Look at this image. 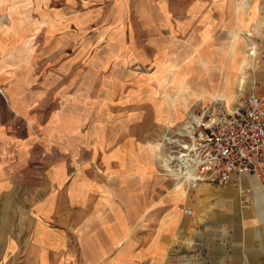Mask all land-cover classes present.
<instances>
[{
    "label": "rangeland",
    "instance_id": "rangeland-1",
    "mask_svg": "<svg viewBox=\"0 0 264 264\" xmlns=\"http://www.w3.org/2000/svg\"><path fill=\"white\" fill-rule=\"evenodd\" d=\"M263 63L264 0H7L0 93L18 99L26 92L27 103L38 101V123L18 117L9 128L34 136L41 154L0 198V264L234 263L227 230L264 227V208L246 183L181 182L178 190L165 163L190 138L183 128L191 116L210 108L213 97L235 102L256 92ZM211 84L220 87L210 91ZM52 169L64 178L57 192ZM72 181H89L105 203L99 206L94 192L69 200ZM174 188L188 198L173 202ZM50 195L57 212L40 218L34 199ZM177 212L154 258V234Z\"/></svg>",
    "mask_w": 264,
    "mask_h": 264
},
{
    "label": "crops",
    "instance_id": "crops-1",
    "mask_svg": "<svg viewBox=\"0 0 264 264\" xmlns=\"http://www.w3.org/2000/svg\"><path fill=\"white\" fill-rule=\"evenodd\" d=\"M6 2L7 0H0V11L3 10L4 7L6 6ZM14 26H15V23L12 24V28ZM7 33L6 35L8 36L9 34ZM232 43H233V39L231 40L230 44L232 45ZM230 57H231V61L226 62L225 64L226 66V69L224 72L225 74L229 73L228 67L230 65L232 66L233 53L230 55ZM156 58L159 59L161 57L157 56ZM202 65L207 67L208 61L204 59L202 61ZM222 66L224 65L222 64ZM177 74L178 73H176V71L171 72L172 82L173 81L175 82V80L178 79ZM4 80H5V76L4 75L0 76V90H2V84ZM257 81H258V84L255 87L256 92L254 93H256L259 96H264V63L258 68ZM225 85L224 83L223 85L220 84L221 87H224V89H226ZM181 86L182 84H180V87ZM220 86L211 84L210 91L217 90L218 89L217 87H220ZM2 95L6 96V100L4 99ZM28 97L29 96H27L26 92L24 93L23 96H21L18 99H15V97L11 96V94L9 98L7 97V95H5V93L3 94L0 93V123L4 124V126L0 125V198L4 196H10V192L12 188L19 186V184L22 183V179L26 177L27 174H24V173L27 170V166L31 165V161L35 160V156L41 154V148L36 149L35 147H33L35 145H31V143L35 141V140H32L34 139V136L24 135V132L15 134L12 132V129L9 128V124L13 122L15 119H17L18 117L28 116L34 122V124L38 123V120H37V117H39L38 114L35 111L32 112V109H34L38 101L36 99H33V101L27 103ZM176 103L177 101H173L172 107L177 106ZM170 114H171V110L165 117V120H167L168 123L171 117ZM48 129H49V134L47 133L46 137L50 138L52 137L51 131L53 130V128L51 126H48ZM14 130L15 129L13 128V131ZM27 139L29 140L26 141ZM26 143L29 144L30 146L29 145L26 146ZM152 147H155V146L152 145ZM49 174H50L49 177L52 180L51 185H53V187L55 188L54 192H57L58 190L57 182L64 181L63 174L60 177H58V174L56 173L55 169H52ZM256 178H258L257 184H256ZM58 179H60V181ZM65 183L67 184V179L65 180ZM241 183H242L241 186H243L245 183L248 185V188H249L248 193L254 194L256 202L260 205L261 209L264 208V191H263L264 172L261 175H255V174L246 175L241 179ZM88 185H89V181L87 183V187L86 185H84V182H81L78 185L76 182L72 181L70 188L67 187V190H66V192L69 193L68 195L69 200L74 202L77 200V198H79V196H81V198H84V195L87 192L88 193L94 192L97 195V197L94 196L96 201L98 200L97 204L99 206L104 204L105 202L103 198L100 196L101 192L98 189L90 190ZM241 188L243 189L244 187H241ZM172 195H173V199H172L173 202L181 201L183 199L186 200L188 198V197L182 198L179 194H176L175 188L172 191ZM55 198H56V195L55 196L50 195L48 198H45L43 201L33 198L35 203H41L39 206L38 205L33 206L34 208L33 213L37 214L40 218H46V219L52 218L57 212V205H56L57 201ZM180 216L181 215L178 212L177 214L176 213L169 214L167 216L168 221H166V225H164V227H162L158 233L154 234L155 243L152 244V248H151L152 255L154 258L158 256L160 257L162 255L163 249H162V245L159 242L160 237H163L164 235H166V233H168L167 231L172 229L176 223L178 224V218ZM119 228H121L123 234L126 235L127 232L129 231V225L127 221H125L124 219L123 220L121 219V225H119ZM226 234H227V237H229L231 240L229 244L231 248L227 247V251H232L234 263L236 264H263L259 262V260L260 258H264V227H260V228L243 227V228L236 229V230L228 229ZM124 239L126 238L125 237L116 238V243L121 244ZM255 251L257 252L261 251L262 254H259V253L255 254ZM234 252H236V254H233ZM237 252H242V253L240 254ZM38 264H41V263L38 262Z\"/></svg>",
    "mask_w": 264,
    "mask_h": 264
},
{
    "label": "built area",
    "instance_id": "built-area-1",
    "mask_svg": "<svg viewBox=\"0 0 264 264\" xmlns=\"http://www.w3.org/2000/svg\"><path fill=\"white\" fill-rule=\"evenodd\" d=\"M226 103L214 99L210 108L191 116L189 128H183L190 138L179 143L171 159L182 182L227 188L246 175L263 174L264 96L251 93Z\"/></svg>",
    "mask_w": 264,
    "mask_h": 264
},
{
    "label": "bare ground",
    "instance_id": "bare-ground-1",
    "mask_svg": "<svg viewBox=\"0 0 264 264\" xmlns=\"http://www.w3.org/2000/svg\"><path fill=\"white\" fill-rule=\"evenodd\" d=\"M244 84H245V80L243 78V79L240 80V87L242 89L236 93V95H237L236 97H238L239 95H241V92H243ZM212 99L214 100V99H223V98H221V97H213ZM223 100H225L228 104L232 103V102H228L226 99H223ZM193 120H195V119L193 118ZM196 120L199 123V120L198 119H196ZM169 160H167V162L165 163L171 169V171H172V173L170 172L169 175L174 176L176 181L178 180L176 182L177 183L176 184V189L181 190L182 189V183H181L182 181H181L180 177H181L182 174L180 173V171H178V170L174 169L173 167H171V159H169ZM257 179H256V184H257ZM186 183H187V181H186ZM198 185L199 184H197V183H190V186H193V187H197ZM205 185H207V184H205ZM207 186H209V185H207ZM258 186H260V185H258ZM184 195H185V193H184Z\"/></svg>",
    "mask_w": 264,
    "mask_h": 264
}]
</instances>
